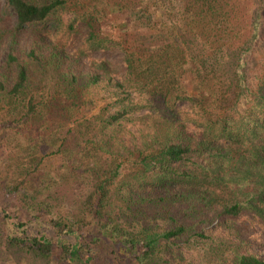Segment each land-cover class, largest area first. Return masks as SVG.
<instances>
[{
  "label": "trees",
  "instance_id": "16d2710c",
  "mask_svg": "<svg viewBox=\"0 0 264 264\" xmlns=\"http://www.w3.org/2000/svg\"><path fill=\"white\" fill-rule=\"evenodd\" d=\"M145 1L4 0L3 14L15 17L0 31L8 47L0 64L4 127L49 140L67 166L77 158L97 163L86 173L103 172L92 187L99 207L123 162L131 158L135 168L113 189L125 206L120 226L98 210L99 231L92 233L82 231L80 220L47 226L37 215L20 220L0 208L7 240L41 256L56 252L63 264H95L102 246L112 248L119 264H264V245L256 253L233 223L248 217L264 231V68L254 77L248 68L261 44L260 12L251 7L241 16L242 0H183L188 19L182 28L160 33L152 32ZM108 14L125 17L118 25L122 36L138 46L123 48L101 34ZM80 26L87 31L86 51L121 53V81L75 71L80 60L67 53L65 41ZM25 33L29 44L20 49ZM47 73L52 87L29 94L34 77ZM101 88L104 107L85 118L94 107L88 96ZM248 94L239 114L238 103Z\"/></svg>",
  "mask_w": 264,
  "mask_h": 264
},
{
  "label": "rangeland",
  "instance_id": "374dc122",
  "mask_svg": "<svg viewBox=\"0 0 264 264\" xmlns=\"http://www.w3.org/2000/svg\"><path fill=\"white\" fill-rule=\"evenodd\" d=\"M145 6L147 12L151 15L153 21L152 32L165 33L168 29L178 31L182 28L188 15L183 10V0H146ZM237 3V1L235 0ZM238 4V3H237ZM241 16H247L251 7L260 12V21L262 23V39L259 48L253 54V60L248 64V68L254 74L260 73V69L264 68V0H242L240 1ZM5 4L4 0H0V31L9 30L15 21L14 15L3 14ZM256 10V11H257ZM248 12V13H247ZM70 18L69 14L63 15L64 21ZM101 34L109 37L113 41L122 44V47L138 46L131 36H122L123 30L118 25L125 23V17L122 14H108L101 21ZM131 35V34H130ZM87 31L77 28V33L65 41L67 43L66 51L70 55L80 60L73 67L79 72H95L98 71L105 76H110L114 80L121 81L125 75V63L119 51H98L91 52L85 50ZM59 36H54L53 39H58ZM66 40V39H64ZM63 40V43H64ZM19 48L25 49L29 44L28 33L23 34L18 38ZM82 49V50H80ZM80 50V51H79ZM84 50V51H83ZM82 51V53H81ZM8 47L5 43L0 42V64L6 57ZM137 55H142V49L134 51ZM81 53V54H79ZM100 66V67H99ZM52 73H47L46 76H35L29 90V94L35 93L39 89H50L52 83L50 77ZM248 83L254 85V79L250 78ZM38 93V92H37ZM93 101V109L88 113H84L85 118H93L99 114L106 103V89H96L88 96ZM249 94L240 99L237 111L241 114L247 105ZM182 109L185 107L182 106ZM144 113H135L136 116H141ZM92 120V119H91ZM3 115L0 114V208H3L12 216H17L20 220L29 219L32 215H37L43 223L51 224L52 221H57L60 225H69L74 221L80 220L82 231L89 230L99 231L97 221L99 215L95 210L100 212L102 217L111 215L113 217V225H121L120 209L125 206L121 204L119 198L113 193V189L118 188L125 179L130 178L135 173L133 160L126 159L118 172L110 177L109 188L111 193L106 200L97 206L96 195L92 193L93 186L96 184L98 177L104 179L100 169L98 174L89 175L88 171L96 169L97 163L79 162L78 158L72 161L70 166H67L61 154H58L55 148L48 146L49 140H35L24 137V134L13 129H7L2 124ZM67 130L61 132L60 138L64 136ZM130 131V130H129ZM131 130V133H134ZM51 137V141H56V136ZM34 140V141H33ZM34 142H36L35 145ZM129 145V144H128ZM100 165L105 167V162L101 160ZM114 167V164L113 166ZM100 172V173H99ZM95 177V178H94ZM119 210V211H118ZM238 231L244 237L254 243V251H261V246L264 245V231L262 226L257 224L251 218L245 217L233 222ZM159 224L155 222L156 225ZM211 225H214L211 223ZM96 229V230H95ZM216 234L222 235L223 231L217 229ZM112 248L102 246L101 251L97 250L100 256L96 257L95 264H119L120 257L111 252ZM182 250L180 247L173 248V251ZM190 254L186 255L189 258ZM171 261V264H186ZM195 264H200L197 259H194ZM0 264H63L58 253H53L48 256H41L29 251L26 248L18 247L9 244L7 240V230L0 223Z\"/></svg>",
  "mask_w": 264,
  "mask_h": 264
}]
</instances>
